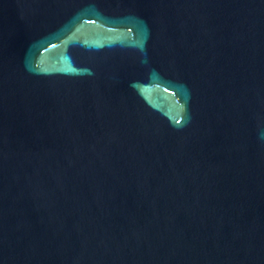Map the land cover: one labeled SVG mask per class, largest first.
Wrapping results in <instances>:
<instances>
[{
    "label": "water",
    "instance_id": "1",
    "mask_svg": "<svg viewBox=\"0 0 264 264\" xmlns=\"http://www.w3.org/2000/svg\"><path fill=\"white\" fill-rule=\"evenodd\" d=\"M0 264H264V0H0Z\"/></svg>",
    "mask_w": 264,
    "mask_h": 264
}]
</instances>
